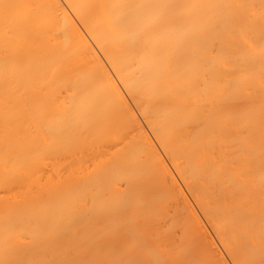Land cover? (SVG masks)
Returning <instances> with one entry per match:
<instances>
[{
	"label": "bare ground",
	"instance_id": "1",
	"mask_svg": "<svg viewBox=\"0 0 264 264\" xmlns=\"http://www.w3.org/2000/svg\"><path fill=\"white\" fill-rule=\"evenodd\" d=\"M174 170L264 264V0H0V264H203Z\"/></svg>",
	"mask_w": 264,
	"mask_h": 264
},
{
	"label": "rangeland",
	"instance_id": "2",
	"mask_svg": "<svg viewBox=\"0 0 264 264\" xmlns=\"http://www.w3.org/2000/svg\"><path fill=\"white\" fill-rule=\"evenodd\" d=\"M94 46V45H93ZM97 49H95V51H96ZM98 51V50H97ZM96 51V52H97ZM98 53H99V55L102 57V59H103V62L105 63V61H104V58H103V56L101 55V53L98 51ZM98 53H97V55H98ZM98 55V56H99ZM100 56H99V58H100ZM105 65L107 66V64L105 63ZM105 66V67H106ZM109 67L107 66V69H108ZM109 72H111V75L115 78V76L113 75V73H112V71H110V68H109ZM116 79V78H115ZM117 81V80H116ZM117 84H119L118 86L121 88V92L123 91V93H124V91H125V93L127 92L126 90H124L123 89V86L117 81ZM122 93V94H123ZM124 93V94H125ZM128 93V92H127ZM127 93L125 94L126 96H124V94H123V96H124V98H129V97H131V96H129V95H127ZM129 96V97H128ZM131 98H129V99H127L129 102V104L130 103H132V104H130V105H132L133 106V109H137V110H133V111H135L134 112V114L135 113H137L138 112V107L136 108V106L135 105H133V104H136V103H134L135 101H133V100H130ZM132 99H133V97H132ZM130 101H132V102H130ZM129 106V105H128ZM132 106H131V108H130V106H129V108H130V110L132 109ZM135 107V108H134ZM132 111V110H131ZM140 114V113H139ZM138 113H137V116H139V117H136V114H135V118L137 119V121H138V119L140 120V121H138V122H141L140 124L142 125V127H143V129L145 130V132H147V133H145L144 131V133H145V135L147 136V137H150L151 138V140H153L154 141V146H155V144L159 147V154H161V155H163L165 158H166V156H165V154H163V151H162V149L160 148V146H159V144H158V142H155L156 140H154L155 138H154V135L152 134H150L151 133V131H150V129H148L149 127H147V125L146 124H144L146 121L144 120V118L142 117V116H140ZM142 120H144V121H142ZM140 125V126H141ZM145 127H146V129H145ZM142 130V129H141ZM150 131V132H149ZM149 136H148V135ZM151 136H153V137H151ZM149 138V139H150ZM151 140H150V142H151ZM153 141L151 142V143H153ZM158 147H157V149H158ZM162 152V153H161ZM160 155V156H161ZM163 156H161V158H163L164 159V157ZM164 160H166V161H164V163H167L168 164V167L170 168H168L169 169V171L171 172V169H172V171H173V167H172V164H171V166H170V162L168 161V158H166V159H164ZM166 165V164H165ZM173 173V175H174V173H175V177L177 178H175L174 176V179H175V181H178L177 183H176V185H178V187L180 186V188H178V191H179V193H180V195L183 193V195L177 200V201H175V202H180V204L182 203L183 205L182 206H180V207H178L177 205H180L179 203L177 204V205H175V206H177L178 208H179V210H181V211H185V209H187V213H190V211L188 210V206H190V208L189 209H192L191 211L192 212H194V213H192V214H194V215H196V218H197V220H196V222H198V223H195V216L193 215V218L192 219H194V220H192L193 222L191 223V224H193L194 223V226H195V224H196V226H197V224H198V226L197 227H199L197 230L196 229H193L194 228V226L192 225V230H193V232L196 230V232H197V234H195L194 233V235L196 236V239L198 240V242H195V243H197L196 245L198 246L197 248H199V250H200V252H199V250L198 249H195V247L196 246H194V251L195 252H193L194 253V255H196V257L198 256L200 259H201V257H200V255L201 254H204V252H205V254H207L206 256H209L208 258V260H206V256L205 255H203V256H205L204 258L202 257V260H203V264H207V262H208V264H209V262H210V264H235L234 262L232 263V259L230 258V257H228L229 255L227 254V251L226 250H224V248H223V246H222V244H221V242L220 241H218L219 239H218V236H216V234L214 233V229H212V227H211V225H210V223H208V221L206 220L207 218H205V215H203L202 214V212H201V210L197 207V204L195 203V201H194V199L192 198V195H190L189 193L190 192H188L189 190L185 187V185L182 183V181L181 180H179L180 179V177L179 176H177L176 175V172H175V170H174V172H172ZM181 188L183 189V190H181ZM185 188L187 189V191L185 190ZM183 191V192H181V191ZM184 194L186 195V198L187 199H185V196H184ZM173 202V201H172ZM175 202H173V203H171V207H172V205L175 203ZM196 205V206H195ZM174 206V207H175ZM173 207V208H174ZM177 208V209H178ZM172 210H174V209H172ZM178 211V210H177ZM179 213H181L180 211H179ZM186 213V214H187ZM183 214V215H182ZM182 214H180L179 216H180V218L182 217V216H184V218H185V216L186 215H184L185 213H182ZM198 214V215H197ZM189 216H191V213L190 214H187V217H189ZM199 216V217H198ZM201 216V217H200ZM183 218V219H184ZM181 220H182V218H181ZM185 220V219H184ZM190 221V220H189ZM207 221V222H206ZM182 222H183V220H182ZM186 222V221H185ZM191 222V221H190ZM205 222V223H204ZM202 225V226H201ZM195 226V228H197ZM179 229H181V227H179ZM202 230H204V231H202ZM179 232V230H177V228H176V231H174L175 233L176 232ZM181 231V230H180ZM178 232H177V234H178ZM182 233V232H181ZM199 234V235H198ZM173 235H175L174 233H173ZM194 235H193V237H194ZM177 237L176 238H180V236H181V234L179 235V237H178V235H176ZM174 237V236H173ZM201 237H202V239H201ZM192 238V237H191ZM175 239V238H174ZM194 239V238H193ZM192 239V240H193ZM205 239V240H204ZM172 240H173V238H172ZM176 241H178L177 239H175ZM196 240V241H197ZM200 240V241H199ZM175 241V242H176ZM199 242H200V244L202 245V248H203V250H201L200 248H201V245L199 244ZM209 242V243H208ZM194 243V244H195ZM200 245V247H199V245ZM207 248V249H206ZM214 248V249H213ZM198 251V252H197ZM197 252V253H196ZM203 252V253H202ZM213 254H212V253ZM196 253V254H195ZM201 253V254H200ZM217 253V254H216ZM198 254H200V255H198ZM202 256V255H201ZM223 257V258H222ZM218 258V259H217ZM211 259V260H210ZM223 259V260H222ZM202 260H200V261H202ZM214 260V261H213ZM207 261V262H206Z\"/></svg>",
	"mask_w": 264,
	"mask_h": 264
}]
</instances>
